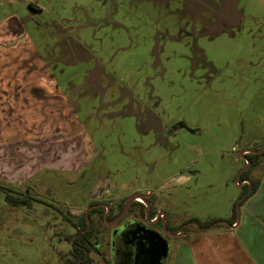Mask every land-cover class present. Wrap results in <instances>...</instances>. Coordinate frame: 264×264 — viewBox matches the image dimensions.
Instances as JSON below:
<instances>
[{
  "label": "rangeland",
  "instance_id": "rangeland-1",
  "mask_svg": "<svg viewBox=\"0 0 264 264\" xmlns=\"http://www.w3.org/2000/svg\"><path fill=\"white\" fill-rule=\"evenodd\" d=\"M15 18L77 128L66 142L1 146L0 186L46 187L40 197L52 207L84 211L94 177L109 192L102 202L146 197L170 230L226 219L233 205L238 214L246 193L235 180L249 169L240 152L264 149V0H0V25ZM8 121L7 141L39 133ZM255 160L246 175L262 181L263 155ZM52 209L11 206L0 194V264L59 263L75 229ZM168 241L165 264L186 242Z\"/></svg>",
  "mask_w": 264,
  "mask_h": 264
},
{
  "label": "crops",
  "instance_id": "crops-1",
  "mask_svg": "<svg viewBox=\"0 0 264 264\" xmlns=\"http://www.w3.org/2000/svg\"><path fill=\"white\" fill-rule=\"evenodd\" d=\"M20 22L15 18L0 25V147L25 139L39 143L48 136H65L59 141H70L77 126L69 102L32 40L24 36ZM30 113L36 115L33 120L26 118ZM9 119L15 125L11 131H24L26 123L32 122V130L39 133L7 141L2 132L10 130ZM247 178L257 189L237 205L238 214L227 222L229 226L216 223L205 232L178 237L186 242L177 247L171 264H264V180ZM234 210L235 205L228 218Z\"/></svg>",
  "mask_w": 264,
  "mask_h": 264
},
{
  "label": "flooded vegetation",
  "instance_id": "flooded-vegetation-1",
  "mask_svg": "<svg viewBox=\"0 0 264 264\" xmlns=\"http://www.w3.org/2000/svg\"><path fill=\"white\" fill-rule=\"evenodd\" d=\"M30 6L34 11H37L36 7ZM20 28L24 31L22 26ZM263 150L262 148L260 150H241L240 154L249 169L252 167L248 160L249 156H256V158L264 156ZM249 169L243 173H247ZM236 179L239 183L237 187L243 189V194L249 191L250 182L252 181L247 177L241 178L240 174ZM94 180H98L100 186L92 187V189H95L93 191L88 188L91 195L84 211L69 208L62 212L61 209H57L55 206L52 207L47 200L40 197L42 194L44 197L49 194L46 187L38 188L42 189L39 194H32L25 187L18 188L19 190L22 189L20 192L18 189H10L18 198L24 201L22 204L17 205L18 207L31 206L33 203L46 208L51 207L56 215H60L66 227L75 229L74 235L63 238L69 243L70 249L64 253H58V264H73L75 260L78 264H87V262L90 264H165L166 259L157 260L158 253H154L152 249V247H155L157 236L165 240L169 247L168 238L185 237L190 234H197L199 230H202L196 223L189 220L180 228L168 229L166 215L160 210H152L150 204L145 200L146 197L140 195L132 199H130L132 195L125 198H109L102 202L104 195L109 194L108 189H105V185L94 177L89 178V180L86 179L89 187ZM244 181L246 183L240 185ZM242 201L240 199L239 203ZM74 211L77 213H74ZM219 224L225 227L229 226L227 222L223 221ZM157 225L162 227L161 232L156 228ZM186 226L188 227L186 228ZM105 227L110 228L107 241H105ZM102 243L109 248L107 254L100 247ZM80 255L82 256L80 257ZM94 259L99 261L95 262Z\"/></svg>",
  "mask_w": 264,
  "mask_h": 264
},
{
  "label": "trees",
  "instance_id": "trees-1",
  "mask_svg": "<svg viewBox=\"0 0 264 264\" xmlns=\"http://www.w3.org/2000/svg\"><path fill=\"white\" fill-rule=\"evenodd\" d=\"M255 158H256V156H249L248 160H249L250 166H253L255 164V161H256ZM240 177L241 178L247 177L246 173L240 174ZM256 189H257V184L254 181L250 182V189H249V191L245 192L246 194L244 195V199H246L248 196L252 195L256 191ZM2 193L4 195L5 202L9 205L17 206V205H20L24 202L22 199L18 198L16 195H14V193L10 189L5 188L3 186H0V194H2ZM234 214H235L234 211H232V214L228 219H222V220L199 221L197 219L191 218V219H189V221L196 223L198 225V227L201 229H207L210 226H212L216 223L222 222V221L228 222V223L230 221H233L235 218ZM81 256L82 255H80V257ZM77 259H78V254H77ZM73 264H78L77 260H75V262ZM87 264H90V263L87 262Z\"/></svg>",
  "mask_w": 264,
  "mask_h": 264
},
{
  "label": "water",
  "instance_id": "water-1",
  "mask_svg": "<svg viewBox=\"0 0 264 264\" xmlns=\"http://www.w3.org/2000/svg\"><path fill=\"white\" fill-rule=\"evenodd\" d=\"M139 197V195L137 194H134L130 197V199L132 198H137ZM157 236V235H156ZM157 241L155 242V247H152L153 249V252L155 253H158V258L157 260L159 259H166L167 255H168V244L165 240L161 239L160 237L157 236Z\"/></svg>",
  "mask_w": 264,
  "mask_h": 264
},
{
  "label": "built area",
  "instance_id": "built-area-1",
  "mask_svg": "<svg viewBox=\"0 0 264 264\" xmlns=\"http://www.w3.org/2000/svg\"><path fill=\"white\" fill-rule=\"evenodd\" d=\"M243 183H246V182H245V181H244V182H241L240 185H242ZM238 184H239V183H238V180L236 179V180H235V185L238 186ZM221 224H224V223H221ZM207 230H208V229H202V230H199V232H205V231H207Z\"/></svg>",
  "mask_w": 264,
  "mask_h": 264
}]
</instances>
